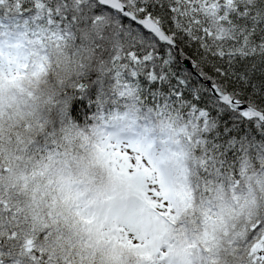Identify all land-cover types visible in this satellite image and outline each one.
Returning <instances> with one entry per match:
<instances>
[{
    "label": "snow or ice",
    "instance_id": "obj_1",
    "mask_svg": "<svg viewBox=\"0 0 264 264\" xmlns=\"http://www.w3.org/2000/svg\"><path fill=\"white\" fill-rule=\"evenodd\" d=\"M0 264H264V0H0Z\"/></svg>",
    "mask_w": 264,
    "mask_h": 264
}]
</instances>
